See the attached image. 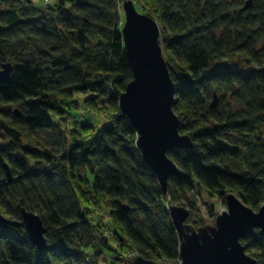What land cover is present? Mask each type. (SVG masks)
I'll return each instance as SVG.
<instances>
[{
    "label": "trees",
    "instance_id": "16d2710c",
    "mask_svg": "<svg viewBox=\"0 0 264 264\" xmlns=\"http://www.w3.org/2000/svg\"><path fill=\"white\" fill-rule=\"evenodd\" d=\"M148 1L178 129L192 140L191 149L168 151L178 174L165 194L118 107L132 79L120 0H0V71L12 67L0 78V214L18 222L0 223V264H101L111 242L129 264H176L171 205L184 202L185 225L203 229L196 188L224 203L233 193L253 211L264 202V0ZM219 62L250 71L218 70ZM73 94L91 97L75 103ZM70 104L106 124L69 126ZM21 208L40 217L43 251L29 242ZM240 243L264 264L257 229Z\"/></svg>",
    "mask_w": 264,
    "mask_h": 264
},
{
    "label": "water",
    "instance_id": "95a60500",
    "mask_svg": "<svg viewBox=\"0 0 264 264\" xmlns=\"http://www.w3.org/2000/svg\"><path fill=\"white\" fill-rule=\"evenodd\" d=\"M121 6L123 51L132 79L119 94L118 107L136 132V148L142 161L153 172L165 194L168 178L178 174L177 166L167 153L174 148L191 149L192 140L179 132V120L172 110L176 91L163 56L157 22L140 13L132 0H123ZM11 69V64H2L0 78H7ZM215 105L214 97L210 107ZM3 169L6 179L11 181L6 164ZM225 206L226 211L215 217L213 227L190 233L185 232L189 210L181 205L169 207L180 241V260L176 264H257L246 254L240 239L255 229L264 238V202L253 211L235 194L228 193ZM0 223L16 226L18 222L0 214ZM20 223L29 242L37 251H43L47 244L40 217L21 208Z\"/></svg>",
    "mask_w": 264,
    "mask_h": 264
},
{
    "label": "rangeland",
    "instance_id": "374dc122",
    "mask_svg": "<svg viewBox=\"0 0 264 264\" xmlns=\"http://www.w3.org/2000/svg\"><path fill=\"white\" fill-rule=\"evenodd\" d=\"M122 1L123 0H120L121 5H122ZM132 1L135 5V8L140 13H145V14L151 16L152 18H154L152 11H150V7H152V5H151L152 3L150 1H148V0H132ZM48 6H49L48 2H44L43 6L40 5L39 7H41V10H43V9L48 8ZM121 11H122L123 24H124V13L122 10V6H121ZM217 66H218V70H221L224 67H228L230 69L239 68V69H241V71H244V72L250 71L249 67L241 66V64L238 62H232V63L219 62V64H217ZM106 92H107L106 95L111 94L109 88H106ZM89 96L91 97V95H89V94H86V95H84V94H81V95L73 94L72 100H73V102L78 103V102H81L82 100H85ZM95 96H96V94H94L93 97H95ZM69 106H70L69 110H68V112H69V119H68L69 126L78 125L81 123H93L94 126L99 129L100 127H102L106 124V119L103 118L102 116L98 115V114H95L94 110L92 111L93 113H91L88 110L84 109V107H82V106L74 107L72 104H70ZM96 111L99 112L100 110H96ZM192 196H191V198L194 199L195 208L197 210L195 213H193L194 215H196L195 218L198 221L203 222L205 224L203 229L208 228V227H213L215 217L217 215H219V210L224 208V211H226L225 203L222 202L221 198H217V197L209 198L206 194H204L200 189H197V188L193 191ZM178 205L185 207L184 202H181ZM211 206H214V211H213L212 215L210 212ZM214 215H215V217H214ZM185 227H186L185 228L186 233L198 232V230H200V229H195L190 224L185 225ZM109 247H112V250L107 251V253H106L107 259L104 261L105 263L101 262V264H115V263H117V264H129L128 256L126 257V255L124 253L126 250L122 251L124 253V254H122V257L121 256L117 257L116 253L113 250L115 247L117 248V246H113V242H111V243H109ZM117 258H121V260H117Z\"/></svg>",
    "mask_w": 264,
    "mask_h": 264
},
{
    "label": "built area",
    "instance_id": "2783aa9c",
    "mask_svg": "<svg viewBox=\"0 0 264 264\" xmlns=\"http://www.w3.org/2000/svg\"><path fill=\"white\" fill-rule=\"evenodd\" d=\"M223 211H224V208L223 209H220L219 210V214H221Z\"/></svg>",
    "mask_w": 264,
    "mask_h": 264
}]
</instances>
